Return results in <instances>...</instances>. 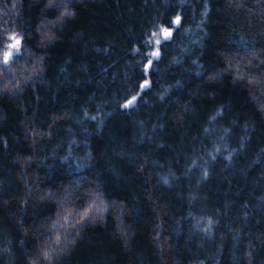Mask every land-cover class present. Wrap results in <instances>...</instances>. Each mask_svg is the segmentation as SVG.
Segmentation results:
<instances>
[{
	"label": "trees",
	"instance_id": "obj_1",
	"mask_svg": "<svg viewBox=\"0 0 264 264\" xmlns=\"http://www.w3.org/2000/svg\"><path fill=\"white\" fill-rule=\"evenodd\" d=\"M0 264H264V0H0Z\"/></svg>",
	"mask_w": 264,
	"mask_h": 264
},
{
	"label": "snow or ice",
	"instance_id": "obj_2",
	"mask_svg": "<svg viewBox=\"0 0 264 264\" xmlns=\"http://www.w3.org/2000/svg\"><path fill=\"white\" fill-rule=\"evenodd\" d=\"M179 22H180V17L177 16V17L175 18L174 23L179 24ZM160 34H162L164 40H168V39L171 38V35H172V33H171V29L168 28V27H162V28L160 29ZM153 35L155 36V35H157V34L154 33ZM8 39H9V41H11V42L8 43V44L6 45L7 50L3 53V56H2L3 62H4L5 64H7V63L9 62L10 58L13 56V54H14L15 52H19V50H20V45H21V38H19L15 33H12L11 35H9ZM148 43L151 44L152 41H149ZM160 43H161L160 39H156V40H155V44H156V45H159ZM149 55L152 56V57H159L160 52H159V50H158V48H157L156 50L151 51V52L149 53ZM151 64H152V60L149 59V60L147 61L146 66H145V70H147V68H148ZM148 84H149V82H148L147 80H145V81L140 85L141 90H143L145 87H147ZM136 100H137V96L134 95V96H132L130 99L126 100V102H125L122 106L125 107V108L130 107V106H132V105L135 103Z\"/></svg>",
	"mask_w": 264,
	"mask_h": 264
}]
</instances>
